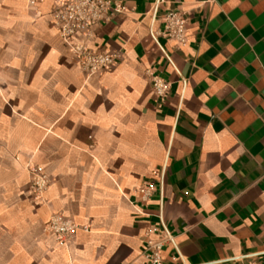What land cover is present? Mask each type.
<instances>
[{"label":"crops","instance_id":"obj_1","mask_svg":"<svg viewBox=\"0 0 264 264\" xmlns=\"http://www.w3.org/2000/svg\"><path fill=\"white\" fill-rule=\"evenodd\" d=\"M167 1L81 39L121 57L91 76L62 0H0V264H150L161 236L162 264H264V0Z\"/></svg>","mask_w":264,"mask_h":264},{"label":"built area","instance_id":"obj_2","mask_svg":"<svg viewBox=\"0 0 264 264\" xmlns=\"http://www.w3.org/2000/svg\"><path fill=\"white\" fill-rule=\"evenodd\" d=\"M126 0H62L52 14L65 44L72 50L84 70L89 75L100 74L110 70L121 60L118 53L91 48L81 39H92L97 26L106 24L127 12ZM168 3L167 0H157V4ZM188 16L178 10L169 9L164 15L166 36L178 38L183 44L188 39ZM153 87L156 93L163 97L169 91L167 83L154 77ZM33 188L37 194H42L48 185L47 176L41 169L35 171ZM59 235H67L77 229V226L67 220H57L53 224ZM166 240L161 236L148 242L146 256L150 264H162V250Z\"/></svg>","mask_w":264,"mask_h":264}]
</instances>
